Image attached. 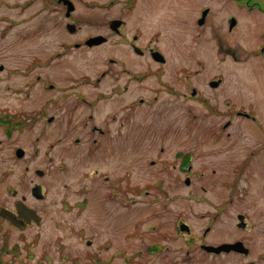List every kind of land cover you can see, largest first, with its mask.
<instances>
[{"label": "flooded vegetation", "instance_id": "af4514ba", "mask_svg": "<svg viewBox=\"0 0 264 264\" xmlns=\"http://www.w3.org/2000/svg\"><path fill=\"white\" fill-rule=\"evenodd\" d=\"M214 1L40 0V4L45 5L41 10L47 11L48 23H54L56 8L63 16L69 39H73L64 43L59 52L40 56L37 51L23 67L27 70L47 67L71 52L81 55L80 59L86 57L85 54L103 57L104 68L86 81H95L93 85H96L110 76V97L116 102L119 98L126 102L110 116V124H119L112 128L107 121L98 123L97 105L101 99L78 93L81 95H76L73 106L79 105L86 110L82 127L89 130L90 139L83 143L76 138L73 142L84 146L86 160L110 153L121 158V173L115 163V174L100 171L95 174L110 187L105 200L112 203L115 228H119V223L125 224L128 230L131 226L127 222L131 220L150 223L145 229L134 224L124 234L127 241H137V247L132 251L127 246L118 245L120 234L116 235L115 241L101 243L90 226L70 230L71 219L79 217L95 226L93 222L97 214L105 211V207L99 204V191L94 189L95 176L91 175L89 181L82 182L71 196L60 198V209L67 215L65 227L77 241L67 242L63 237L55 236L51 250L49 245L41 243L39 233L30 241L21 236V244L10 249L0 247V264H6L8 257L10 264H15L23 253L31 264H58V261L63 264H154L172 254L169 242L182 240L187 247L183 255L192 257L196 254L198 260L209 264H230L232 256L242 260L241 264H264V242L261 250L255 252L252 239L231 238L230 222L228 225L225 222L227 212L233 206L238 211L235 227L251 234L250 214L255 213L256 208L257 212H264V195L260 200L257 195L264 194V180H258L256 174L259 171L264 178V0H224V8L229 14L219 22L213 17ZM153 4L157 6V13ZM166 17L178 20L179 25L172 36L173 51L177 54L173 62L168 60L166 39L162 38L165 34L161 30L166 26L156 21ZM186 19L190 23L184 25L182 22ZM146 32L147 40L143 38ZM236 34L240 42L230 43L229 37H236ZM0 71H3L2 64ZM83 78L74 76L70 79L72 84L82 85ZM34 79L39 81L41 77L36 74ZM49 88L54 89L51 82ZM135 94L138 96L127 103ZM168 94L176 97L177 111L188 118L185 123L188 125L178 127L172 134L181 135L184 129H189L187 131L193 132V143L190 149L180 146L171 157H163L161 144L164 142L159 139L166 134L169 136L171 131L148 134L153 142L143 141V138L135 140L131 133H127L132 130L128 128V120L125 123L118 111L128 116L135 107L152 106L161 96ZM162 103V112H165L166 102ZM12 115L5 113L9 119L7 123L16 124L19 119ZM200 115L206 117L204 124ZM50 119L52 124L54 118ZM109 133H115L114 141L108 140ZM241 138L245 140L241 141ZM120 143L124 144L120 146ZM141 145L150 157L138 165L144 167V174L153 179L135 183V148H141ZM201 149H207V152L200 157ZM204 158L206 162H202ZM56 168L59 172L66 169L62 165ZM204 177L208 180L206 188L187 190L186 194L194 198L199 192L209 196V208L205 211L208 222L199 232H194L185 220L186 212H183L180 201L185 194L172 188L166 179L174 178L190 185ZM248 179L250 187L245 185ZM54 181L57 183L60 179ZM255 182H258V190ZM63 187L68 188L66 184ZM16 194L12 192L15 198L13 209L0 206V212L4 211L11 218L0 214V229L5 225L19 231L41 228L46 223L47 210L28 207L26 199L17 198ZM42 194L39 190L34 197L42 201L45 199ZM17 203H23L30 213H21L22 208L18 212ZM136 205L137 211L134 210ZM184 207L188 211L189 206ZM141 212L143 216L134 215ZM72 243L74 251L70 252ZM236 244L235 248L227 249V246ZM194 245L196 252L189 249Z\"/></svg>", "mask_w": 264, "mask_h": 264}, {"label": "rangeland", "instance_id": "374dc122", "mask_svg": "<svg viewBox=\"0 0 264 264\" xmlns=\"http://www.w3.org/2000/svg\"><path fill=\"white\" fill-rule=\"evenodd\" d=\"M223 2L224 0H215L213 4V17L215 21L218 20L217 22L229 14L225 10ZM44 6L40 4V0L35 3L34 0H0V64L3 65V71H0V206L7 205L10 209H13L15 198L12 196V192H16L17 198L24 197L26 199L25 204L28 207L36 206L47 210L46 223L41 228L30 227L25 231H19L7 228L5 225L4 228L0 229V247L10 249L12 246L21 244L23 241L20 238L21 236L24 237V240L30 241L36 233L41 235V243L49 245L51 250V243L55 236H61L67 242L74 243V241H77L72 235H69L65 227L64 221L67 219V215L60 209V198L71 196L75 190L79 189L82 182L89 181L88 176L90 178L91 175H94L96 181L94 189L99 191V204L105 207V211L97 214L93 222L96 223L95 226L93 224L91 226L88 222L85 223L79 217L71 219L70 230H77L82 225L90 226L92 233L97 235L101 243L110 240L115 241L116 235L120 234L122 237L119 239L118 245L127 246V249L132 251L133 247H137V241H127L124 234L134 224L139 225L141 229H145L150 222L143 220L144 223H141V221L131 220L127 222L131 226H129L130 229L127 230L125 224L120 225L119 223V228H115L111 212L113 209L112 203L105 200V194L110 187L103 179L100 180L95 175L96 171L97 173L100 171L102 174H115L113 172L115 167L118 173H121L123 168V164L119 162L121 158L110 153L102 158L98 155L86 160L84 146L82 144L76 145L73 142L76 138L80 142L90 139L89 130L82 127V119L86 110L79 105L73 106L76 95L82 94V96L88 95L101 99L97 105L98 123L107 121L110 124V116L114 112L113 110L121 109L120 104L123 105L126 102H122L120 98L116 102L110 97L112 85L110 76L96 85H93L96 83L95 81H86L87 78L95 77L104 68L103 57L96 58V54H85L86 57L80 59L81 55L77 52H71L65 57L55 60L47 67H38L36 70H27L23 67L25 61L37 51L40 56L52 52L56 53L62 50L64 43L73 39H69L67 31H65L61 12L54 6V23L49 24L47 11L41 10ZM153 6V10L157 13V6L155 4ZM109 17H114V15ZM156 21L166 26L165 30H161L165 34L162 38L166 39L164 44L168 48V60L173 62L177 54L173 51L174 43L172 42L174 38L172 36H174L176 28H179L178 20L166 17V19ZM182 23L185 25L189 24L190 21L186 19ZM147 36L146 32L143 38L147 40ZM229 38L230 43L240 42L237 40L239 38L237 34L236 37L233 35ZM109 52L105 51V53ZM214 60L217 62L219 57ZM36 74L41 77L39 81L34 79ZM74 76H84L82 80L84 84H72L70 78ZM50 82L54 85V89L49 88ZM137 96V94L132 96L127 103ZM158 101L152 106L135 107V110L129 112L128 116L118 111V114L124 118L125 123L128 120V128L132 129L127 133H131L135 140L143 138L142 140L146 141L151 140L147 137L148 134H155V131L170 130L171 134L169 136L166 134L164 138L159 139L164 142L161 144L164 147L163 157H171L180 146L184 149H190L193 143V132L184 129L185 131L181 135L172 134V131L177 130L178 127L188 125V123L185 124L188 120L187 116L177 111L176 97L169 94L163 95ZM162 101L166 102L165 112H162ZM5 113L14 114L12 116L18 117L19 121L15 122L16 124L7 123L10 115L5 116ZM50 118H54L55 123L51 124L49 122ZM199 119L202 124L206 122V117L202 115L199 116ZM117 124L119 123H112L110 127L113 128ZM3 128L6 129L3 130ZM111 134H108V140L114 141L116 135L115 133ZM122 138H125V136ZM240 140L244 141L245 139L241 138ZM123 144L120 143L119 145ZM18 148L24 149L25 155L21 159L15 155ZM145 151L144 145L141 148H135L136 157L135 164H133L136 173L135 183L153 179L152 176L144 174V167L142 169L138 165V163H144V160L150 157L147 156ZM206 152L207 149H201L200 157ZM202 162H206V158ZM115 163L116 166L114 167ZM60 165L66 167V169L60 172L57 171L56 166ZM37 170L42 171L43 176H38L36 174ZM256 174L258 180H264L259 171ZM54 179H60V182L56 183ZM166 180L172 188L180 189L183 191L182 194H185L180 198L184 208L183 212H186L185 220L189 222L194 232H199L208 222L205 211L209 208L207 202L209 196L207 193L200 194L201 192L195 193L198 195L195 198L186 196V194L187 190L206 188L208 180L204 177L194 181V184L190 183V185H185L182 181L174 178ZM249 183H251L249 179L245 181L247 187H250ZM64 184L68 188L63 187ZM255 187L258 190V182H255ZM35 188L39 189H36L34 194L32 192ZM252 189H254L253 186ZM39 190L43 197L45 195V199L42 201L34 197L37 196ZM108 195L110 196L111 193ZM257 195L260 200V196L264 194L258 193ZM192 198H194L193 201ZM141 205L143 204L141 203ZM184 206H189L188 211ZM245 209L247 208L242 210ZM134 210H138V205ZM256 210L255 213L250 214L251 234L249 231L243 232L235 227L238 211L233 206L231 211L227 212L228 219L224 220L227 225L230 222L231 238L243 236L252 239L255 252H259L264 242V212L259 213ZM143 214V212L140 215L134 213L139 217ZM200 214H204V216L202 217ZM73 243L70 252L74 251ZM169 243L172 254H168L166 260L159 259L154 264H209L208 261L198 260L199 257L196 254L192 257L183 255L187 248L184 240ZM43 244H40V247ZM111 245L113 248V244ZM115 248L118 247L115 245ZM195 248V245L189 247L192 252H196ZM103 254H105L104 251ZM18 259L15 264L16 262L31 264L24 253ZM241 262L243 261L238 257H230V264H241ZM6 264H10L9 257ZM32 264L34 263L32 262ZM58 264H63V262L58 261Z\"/></svg>", "mask_w": 264, "mask_h": 264}, {"label": "water", "instance_id": "95a60500", "mask_svg": "<svg viewBox=\"0 0 264 264\" xmlns=\"http://www.w3.org/2000/svg\"><path fill=\"white\" fill-rule=\"evenodd\" d=\"M16 156H17L18 158H22V157L24 156V151L21 150V149L17 150V151H16ZM38 174L41 175L42 172H38ZM33 192H35V189H34ZM20 205H22V207H20ZM17 208H18V212H21L20 210H21V208H22L23 211H22L21 213H30V210H29L26 206H24L23 203H17ZM0 214H1L3 217H7L8 219L11 220V218H10L7 214H5L4 211H1ZM28 216H31V215L28 214ZM236 246H237V244H236V245L227 246V249L235 248Z\"/></svg>", "mask_w": 264, "mask_h": 264}]
</instances>
